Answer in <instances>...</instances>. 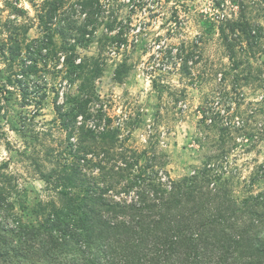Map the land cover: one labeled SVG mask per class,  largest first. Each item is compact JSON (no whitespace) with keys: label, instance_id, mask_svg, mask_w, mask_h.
Segmentation results:
<instances>
[{"label":"rangeland","instance_id":"374dc122","mask_svg":"<svg viewBox=\"0 0 264 264\" xmlns=\"http://www.w3.org/2000/svg\"><path fill=\"white\" fill-rule=\"evenodd\" d=\"M44 1L0 0V165L25 220L52 194L42 172H58L78 138L67 139L54 109L82 81L67 74L64 43L89 58L87 76L101 69L87 85L93 115L76 126L99 132L111 118L124 146L171 178L210 160L236 198L264 189V0H62L52 24L39 17ZM226 20L254 33L229 32ZM48 34L53 45H42Z\"/></svg>","mask_w":264,"mask_h":264},{"label":"trees","instance_id":"16d2710c","mask_svg":"<svg viewBox=\"0 0 264 264\" xmlns=\"http://www.w3.org/2000/svg\"><path fill=\"white\" fill-rule=\"evenodd\" d=\"M44 3L39 17L52 24L62 0ZM225 24L229 32L254 33L245 21ZM64 28L63 20L60 34ZM46 38L42 45H53ZM66 45L60 47L70 51L63 65L72 81H82L77 94H67V106L56 102L54 109L67 139L78 138L69 141L71 158L58 163V172H42L52 194L35 204L36 220L17 212L13 176L0 165V264H264V189L236 198L229 178L210 160L171 178L145 151L125 147L111 118L105 117L99 132L97 124L76 126L78 117L93 115L94 93L87 85L101 69L93 67L87 76L89 58L77 56L75 43ZM12 50L10 44L11 59ZM191 55L186 53L183 65Z\"/></svg>","mask_w":264,"mask_h":264}]
</instances>
